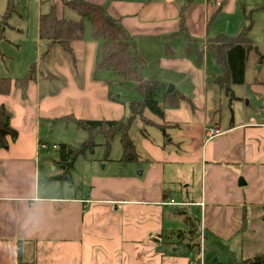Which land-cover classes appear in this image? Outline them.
Masks as SVG:
<instances>
[{"label": "crops", "instance_id": "crops-1", "mask_svg": "<svg viewBox=\"0 0 264 264\" xmlns=\"http://www.w3.org/2000/svg\"><path fill=\"white\" fill-rule=\"evenodd\" d=\"M86 1L103 6L132 38L144 80L162 85V92L170 87L168 93L180 99L166 107L163 120L144 112L155 127L132 121L129 137L139 162L120 161L105 174L88 170L82 183L52 180L60 174L58 155L40 146L61 125H74L65 118L119 121L127 114L115 101L120 95L110 98L118 78L112 71H94L102 42L91 36V27L71 42L72 55L59 45L48 50L38 37L39 15L54 5L58 18L79 16L61 0H37L36 27L31 33L20 25L19 40L54 55L39 54L44 66L32 71L25 97L16 89L0 96L18 133L0 150V246L19 242L25 249L14 259L0 253V264H196L199 252L190 246L202 238L233 241L236 264L264 254L243 249L245 239L248 244L264 235V74L249 78L245 61L244 83L231 86L230 101L215 83L222 70L216 64L219 70L207 72L205 48L209 38L230 36L231 28L241 31L249 19L253 28L245 14L264 10V0ZM148 128L156 130L154 140ZM211 128L222 134L207 140ZM187 217L195 234L178 241L171 233L186 231ZM30 218L37 221L33 227Z\"/></svg>", "mask_w": 264, "mask_h": 264}, {"label": "trees", "instance_id": "trees-1", "mask_svg": "<svg viewBox=\"0 0 264 264\" xmlns=\"http://www.w3.org/2000/svg\"><path fill=\"white\" fill-rule=\"evenodd\" d=\"M63 7L74 11L78 16V21L58 18L55 6L52 5L48 13H41L38 18V37L40 41L47 43L48 50L53 45H59L62 50L72 55L70 44L83 37L85 31V19H89L91 24V36L95 40H101L102 45L97 52L94 71H112L122 77L125 81L137 84L136 91L138 98L129 101L126 106L129 115L119 121H84L70 116L64 121L73 123L78 129L85 131L88 138L81 143L78 148L66 144L55 145L58 153L56 165L60 169V174L54 176L52 180L65 183L70 181L71 171L75 161L87 152H92L95 148V139L102 135L106 157L109 155L111 143L115 136L119 135L121 145L122 163H137L139 157L136 155L134 145L129 137V129L132 121L141 119L145 124H150L144 117V112L148 110L159 119H164L166 107H172L179 101V96L174 93L162 92L163 86L155 82H147L142 75L143 61L137 56L136 45L121 24L113 19L103 6L94 5L86 0H61ZM14 0H8L6 13L0 18V43L4 39V32L8 26L7 20L13 10ZM180 34L186 32L183 14L180 15ZM249 23L235 37L224 34L209 38L205 43V48L209 51L216 64L222 70L223 76L216 78L215 83L223 90L231 100L234 99L231 86L242 85L244 83L245 61L248 54L255 50L248 35L252 29V22ZM0 52V58H1ZM34 72L28 73L21 78L0 77V96L10 95L13 89L20 91L22 97L26 96L30 82L34 81ZM12 113L4 106L0 105V150L8 145V138L15 141L18 133L11 125ZM164 133V128L159 127ZM186 231H175L171 233L178 241H183L186 234L193 236L196 228L193 221L187 217L184 220ZM197 247L195 244L190 247ZM243 264H264V254H257L253 258L246 260Z\"/></svg>", "mask_w": 264, "mask_h": 264}, {"label": "rangeland", "instance_id": "rangeland-1", "mask_svg": "<svg viewBox=\"0 0 264 264\" xmlns=\"http://www.w3.org/2000/svg\"><path fill=\"white\" fill-rule=\"evenodd\" d=\"M13 6L14 8L10 12V16L8 17L7 20L8 27H6L4 32V39L0 43V52L4 55V57L1 55L0 58L1 60L3 57V61H0V75L9 74L13 76L12 78H16V77L20 78L26 76L28 73L34 71L35 69L37 70L38 66H41L43 69L44 62L43 60H41V56L42 55L45 56V54L46 55L53 54V52H46V50L43 47L33 44L32 41L31 42L28 41L27 43H22L19 40L21 38L17 33V29L19 28L20 25L25 26L26 29H30L31 33L32 30H34L36 27L37 16H35L36 14L35 8L37 6V0H14ZM7 7H8V0H0V18L6 13ZM249 11L245 14V15H251L253 21V28L250 32L249 37L252 40L254 47L256 48L255 50L251 51L248 54L246 60L248 76L249 78H251L253 77V75L263 76L264 74V66H263V72H261V74L259 72V68H260L259 63H263L264 65V10L254 13H251ZM217 24H221V23H215L214 27H217ZM85 27L87 28V31L90 32L91 25L89 19L87 18L85 19ZM239 32L240 30H234L231 28L229 35L236 36ZM37 55H39L38 60H36ZM207 59L208 60L206 62V67H207L206 69L208 70L207 71L208 73H211L212 69L219 70L211 53H208ZM114 75L118 78L117 79L118 81L116 85L112 84V86L110 87L111 88L110 98L115 99V97H119L120 95V98L116 99L115 101H117L118 103H120V105L125 107L126 114L128 116L129 112L127 110L126 104L129 101L138 98V93L136 91L137 84L134 82L125 81L124 79H122L121 76L117 74ZM113 87L117 90L115 92V96L113 95L112 92ZM188 99L191 101V98ZM145 113L150 119H153L155 121H157V119L159 120L158 117L152 115L148 110H146ZM61 126H62L61 128H58L55 131V133L49 137L50 142L46 143L47 149H49V151L52 153H56L58 155L57 148L56 149L52 148L53 144L55 145L66 144L78 148L81 145V143L88 138V134L85 131L77 129L72 124L70 126L69 125H61ZM146 126L155 127L153 123L146 124ZM147 131H148V135H150V137L154 140L155 137L153 136V133L156 130H153V128H148ZM148 135L146 137H148ZM51 138L53 140H51ZM104 142L105 140L102 135H99L95 139L96 146L93 149V151L85 153L75 161L74 169L72 171V174L70 175V179L72 178V180L76 183H82L84 182V179H87V175L85 174L86 171L90 170L96 173L102 172L101 174L109 173V170L112 168L113 164H118V162H120L122 151L119 142V135L117 134L113 139L108 157H106V149L104 146ZM106 162L109 165L107 170L104 171L101 168L103 165H105ZM135 173H138L137 170L135 171ZM260 214L261 213L258 212V215ZM193 239L195 241L198 238L195 236ZM244 241H245L244 242L245 247H243L244 251L246 248H248L247 249L248 251H252V252H261L262 250H264L263 234H262V238L257 237V235L254 238L252 237V242L251 240L249 241V243L251 242L250 244L246 243V241L248 240L245 239ZM209 243H211L210 244L211 246L208 245ZM198 244L200 245V247L198 250L199 253L197 254L196 264H200L199 263L200 259H202V261L204 260L206 261L208 259L209 264H236L235 261H239L236 251L231 246L233 244V241L227 242L228 246H226L227 244H222L220 242L213 243L212 241L209 242V240L202 238V241H198ZM209 248H212V250H214L212 252L215 253H213L212 255L207 254V256L206 254L204 255V252L207 251ZM217 256L219 257V261L214 262V259Z\"/></svg>", "mask_w": 264, "mask_h": 264}, {"label": "clouds", "instance_id": "clouds-1", "mask_svg": "<svg viewBox=\"0 0 264 264\" xmlns=\"http://www.w3.org/2000/svg\"><path fill=\"white\" fill-rule=\"evenodd\" d=\"M36 223L37 221L31 218L27 220V224L29 227L35 226ZM24 251H25L24 247L19 242H16L14 245H10L7 248L0 246V253H3L7 257L13 259L23 254Z\"/></svg>", "mask_w": 264, "mask_h": 264}, {"label": "built area", "instance_id": "built-area-1", "mask_svg": "<svg viewBox=\"0 0 264 264\" xmlns=\"http://www.w3.org/2000/svg\"><path fill=\"white\" fill-rule=\"evenodd\" d=\"M221 134H222V132L219 129H217V128H211V129H208L206 131V134L205 135H206L207 140H211V139H213V138H215L217 136H220ZM40 147L41 148H44V149L47 148V146L45 144H42ZM52 148L53 149H56V146L53 145ZM201 260L202 259L199 260V263L200 264L202 263Z\"/></svg>", "mask_w": 264, "mask_h": 264}, {"label": "water", "instance_id": "water-1", "mask_svg": "<svg viewBox=\"0 0 264 264\" xmlns=\"http://www.w3.org/2000/svg\"><path fill=\"white\" fill-rule=\"evenodd\" d=\"M170 90H171V88L169 87L167 91L169 92Z\"/></svg>", "mask_w": 264, "mask_h": 264}]
</instances>
